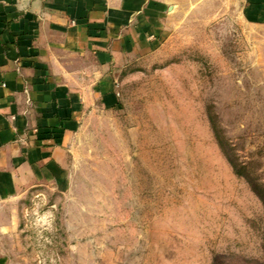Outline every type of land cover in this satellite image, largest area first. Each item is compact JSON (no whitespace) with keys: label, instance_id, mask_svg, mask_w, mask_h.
Masks as SVG:
<instances>
[{"label":"rangeland","instance_id":"rangeland-1","mask_svg":"<svg viewBox=\"0 0 264 264\" xmlns=\"http://www.w3.org/2000/svg\"><path fill=\"white\" fill-rule=\"evenodd\" d=\"M113 73L68 178L0 199V264H264V23L184 0Z\"/></svg>","mask_w":264,"mask_h":264},{"label":"crops","instance_id":"crops-1","mask_svg":"<svg viewBox=\"0 0 264 264\" xmlns=\"http://www.w3.org/2000/svg\"><path fill=\"white\" fill-rule=\"evenodd\" d=\"M183 1L0 0L1 210L25 189L68 178L85 114L115 102V68L152 44ZM240 3L264 23V0Z\"/></svg>","mask_w":264,"mask_h":264},{"label":"trees","instance_id":"trees-1","mask_svg":"<svg viewBox=\"0 0 264 264\" xmlns=\"http://www.w3.org/2000/svg\"><path fill=\"white\" fill-rule=\"evenodd\" d=\"M211 121H212V123H213V128H214V130H215V134H216V136H217L218 142H219V144H220V146H221L223 152H224L225 155L227 156L228 160H229L233 165H235V162H234V161H235V159H234V154H233V152H232V150H231V148H230L229 143L227 142V140H225V139L221 136V134H220V130H219V128H218V126H217V124H216L214 118H213V119L211 118ZM235 169H236V168H235ZM237 172H238V170H237ZM238 173L240 174L241 172L239 171ZM255 191H257V193L259 194V196L264 200V197H263L262 193L259 192L258 188L255 187ZM215 264H216V263H215Z\"/></svg>","mask_w":264,"mask_h":264}]
</instances>
